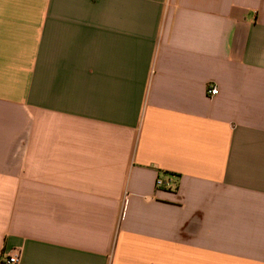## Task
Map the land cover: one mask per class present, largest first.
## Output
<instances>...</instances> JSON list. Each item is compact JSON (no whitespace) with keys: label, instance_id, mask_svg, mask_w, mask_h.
Wrapping results in <instances>:
<instances>
[{"label":"crops","instance_id":"1","mask_svg":"<svg viewBox=\"0 0 264 264\" xmlns=\"http://www.w3.org/2000/svg\"><path fill=\"white\" fill-rule=\"evenodd\" d=\"M19 247L264 264V0H0V264Z\"/></svg>","mask_w":264,"mask_h":264},{"label":"built area","instance_id":"2","mask_svg":"<svg viewBox=\"0 0 264 264\" xmlns=\"http://www.w3.org/2000/svg\"><path fill=\"white\" fill-rule=\"evenodd\" d=\"M218 89L217 87L213 86V85H209L207 88V93L209 95H215L217 94ZM157 186H165V187H169L171 188L172 183L171 181H164L161 178H158L156 181ZM22 260V249L16 248L13 250V252L8 253L3 260V264H20Z\"/></svg>","mask_w":264,"mask_h":264}]
</instances>
